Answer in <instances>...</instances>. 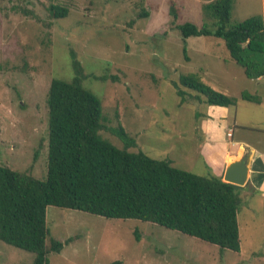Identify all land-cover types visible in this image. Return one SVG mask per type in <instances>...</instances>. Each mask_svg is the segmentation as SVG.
<instances>
[{"label":"rangeland","instance_id":"obj_1","mask_svg":"<svg viewBox=\"0 0 264 264\" xmlns=\"http://www.w3.org/2000/svg\"><path fill=\"white\" fill-rule=\"evenodd\" d=\"M204 3L0 0V165L46 179L48 93L54 78L73 79L71 51L88 75L83 85L102 101L105 125L122 126L136 140L129 151L171 160L200 176H216L217 167L210 166L202 150L201 123L209 105L180 84L182 76L192 73L239 99L230 107L232 120L241 125L233 128L236 139H249L264 149V109L240 99L244 92L263 99L264 79L260 85L249 79L222 39L190 37L185 42L177 28L186 22L206 24ZM53 6L66 8L67 17H54ZM255 16L264 18V0H234L232 23ZM174 83L187 93L186 102ZM100 134L124 148L111 131ZM219 135L221 140L231 137L227 126ZM241 195L240 254H222L216 246L137 220L50 207L51 237L68 241L60 254L51 255L50 264H264V199L250 188ZM34 258V253L0 241V264H32Z\"/></svg>","mask_w":264,"mask_h":264},{"label":"trees","instance_id":"obj_2","mask_svg":"<svg viewBox=\"0 0 264 264\" xmlns=\"http://www.w3.org/2000/svg\"><path fill=\"white\" fill-rule=\"evenodd\" d=\"M204 1L206 24L177 26L184 41L190 37L222 39L249 79L264 77V18L232 23L234 0ZM52 11L56 18L68 15L63 7L53 6ZM171 11L177 19L175 8ZM71 56L73 79L54 78L48 93L46 179L0 165V241L34 253L32 264H50L51 255L60 254L68 243L51 237L48 208L56 207L161 226L216 246L222 254H240L244 187L227 183L223 177L179 169L171 160L154 159L143 151H129L136 147V140L122 126L105 125L102 101L83 85L88 75L74 51ZM180 84L201 94L196 99L209 106L237 104V98L214 90L196 74L182 76ZM174 85L186 102L187 93ZM241 98L260 103L259 97L249 93H242ZM103 130L116 135L124 148L104 138Z\"/></svg>","mask_w":264,"mask_h":264},{"label":"crops","instance_id":"obj_3","mask_svg":"<svg viewBox=\"0 0 264 264\" xmlns=\"http://www.w3.org/2000/svg\"><path fill=\"white\" fill-rule=\"evenodd\" d=\"M263 79L264 77H261L253 81L258 82V85H260ZM210 87L219 90L218 92L225 95L234 97L228 89H219L216 85H211ZM240 99L242 98L240 97ZM237 104H239L238 98ZM258 105L264 109V98L260 100ZM230 107L212 105L207 108L201 123V129L205 138L202 147L203 155L211 167H217L215 168L218 172L216 176L224 178L227 166L234 160L241 158L244 154L249 153L251 155L249 180L242 191L250 188L253 194L261 195L260 198L264 199V149H261L258 143L252 142L249 139L241 137L236 139L233 128L234 126L241 125H239L237 118L232 120ZM229 118L233 121L232 126L230 125ZM225 126H227V137L232 132V136L228 137L230 140L224 137L221 140L219 135L220 130Z\"/></svg>","mask_w":264,"mask_h":264},{"label":"water","instance_id":"obj_4","mask_svg":"<svg viewBox=\"0 0 264 264\" xmlns=\"http://www.w3.org/2000/svg\"><path fill=\"white\" fill-rule=\"evenodd\" d=\"M250 163L251 155L249 153L234 160L227 166L223 180L227 183L244 187L249 180Z\"/></svg>","mask_w":264,"mask_h":264},{"label":"built area","instance_id":"obj_5","mask_svg":"<svg viewBox=\"0 0 264 264\" xmlns=\"http://www.w3.org/2000/svg\"><path fill=\"white\" fill-rule=\"evenodd\" d=\"M229 136H232V132L229 133Z\"/></svg>","mask_w":264,"mask_h":264}]
</instances>
